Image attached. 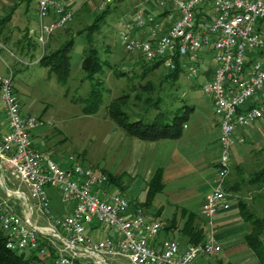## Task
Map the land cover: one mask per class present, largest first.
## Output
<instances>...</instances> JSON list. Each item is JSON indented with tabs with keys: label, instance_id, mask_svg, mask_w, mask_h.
Segmentation results:
<instances>
[{
	"label": "built area",
	"instance_id": "built-area-1",
	"mask_svg": "<svg viewBox=\"0 0 264 264\" xmlns=\"http://www.w3.org/2000/svg\"><path fill=\"white\" fill-rule=\"evenodd\" d=\"M113 0H103L105 9ZM172 3L179 18L168 32L157 36L162 24L152 11L138 5L122 22L126 52L148 63L161 61L176 70L180 57L189 77L200 74V55L208 51L215 63L213 76L202 84L218 118L219 160L216 179L201 209L209 234L200 244L185 248L173 239L155 243L164 230L160 220H147L141 206L108 189L109 177L75 162L62 167L35 146L32 134L49 122L22 112L14 86V72L0 77V99L9 131L0 135V228L7 247L47 257L54 264H194L201 256L222 251L216 217L231 209L232 193L226 180L232 172L233 149L244 144L240 131L264 120V0H155ZM38 29L31 35L44 47L52 34L66 29L75 18L68 0H36ZM211 4V14L204 15ZM204 10V11H202ZM202 12V14H201ZM201 14L198 21L197 15ZM151 27V37L140 39L135 29ZM0 44V50H5ZM9 184H13L10 186ZM60 194L68 215L51 210L49 190Z\"/></svg>",
	"mask_w": 264,
	"mask_h": 264
},
{
	"label": "rangeland",
	"instance_id": "rangeland-1",
	"mask_svg": "<svg viewBox=\"0 0 264 264\" xmlns=\"http://www.w3.org/2000/svg\"><path fill=\"white\" fill-rule=\"evenodd\" d=\"M92 1L96 11H92L94 7L83 8L79 14L75 10L73 23L66 29L52 34L43 47L36 36L31 35L32 30L38 29L36 0H32L29 5L26 0H0V18L9 14L14 5H17L13 19L0 30V44L6 48L0 50V77L7 76L12 69L14 86L22 104L23 114L27 113L49 122L34 131L38 147L62 167H70L78 162L83 167L97 172L119 174L126 160L129 139L125 131L108 116L107 106L115 98L130 92L133 86L139 87L148 81L156 87L153 94L163 98L160 109L154 110L153 114L162 113L165 121L170 122L175 113H184V106L194 107L187 122L189 129L184 132H192L190 139L198 145H208L213 133L214 136L217 134L218 118L213 112L211 98L202 91L204 76L199 74L189 77L185 69L178 82L171 85L165 81L168 70L160 68L147 78H140L142 67L138 61L139 56L126 52L124 41L121 39L122 22L130 19L135 10L132 5H128L133 0L124 3L113 0L106 7L109 9L107 16L101 20L99 28H96L97 31L91 37H88L87 33L77 35L78 31H86L101 12L99 6L103 0ZM72 36H75V45L71 52V73L67 82H64L59 79L57 73L40 65L37 60H40L45 52L57 49ZM90 44L100 51L103 59H108L114 69H106L102 75L109 90L104 95L99 111L86 115L83 112L82 100L90 89L91 81L86 80L82 63L84 52ZM205 65L207 68L211 63ZM115 70L124 72L125 76L117 75ZM134 102L136 101H131L133 107ZM1 105L2 103L0 121L3 123L7 119ZM135 109L138 110V107ZM2 123L1 130H4ZM254 128H257L256 131L261 136L233 149L232 172L226 180V185L229 187L230 183H237L241 190L238 201L247 202L250 210L264 218V181H251L252 177L264 168V120L255 123L248 130L253 131ZM215 150L218 151L216 156L219 160L218 145ZM244 160L241 168L235 170L234 163L236 166ZM122 178L123 183L125 181L128 186L124 195L129 200H145V183L142 180L137 179L134 183L129 175H123ZM113 185H109L108 189L113 193L122 194L119 188H113ZM162 205H166L167 215L173 212L171 198L167 194L158 195L154 201V206ZM262 239L264 242V231ZM221 252L211 257H221ZM49 260H43V264H48ZM256 260L257 258H251L247 264H257Z\"/></svg>",
	"mask_w": 264,
	"mask_h": 264
},
{
	"label": "crops",
	"instance_id": "crops-1",
	"mask_svg": "<svg viewBox=\"0 0 264 264\" xmlns=\"http://www.w3.org/2000/svg\"><path fill=\"white\" fill-rule=\"evenodd\" d=\"M68 1L74 10H76L77 14H79L83 8L90 9L94 7L92 0ZM124 1L127 0H118L120 3H124ZM128 5H132L133 10L136 9L134 6L141 5L145 10L154 12L158 22L162 24L157 36L167 33L169 28L179 18V11L172 3H169L166 7H161L156 4L155 0H133ZM95 9L96 6L92 11L94 12ZM211 12L212 6L209 4L207 11H204V15L211 14ZM259 29L261 32H264V21L259 24ZM133 35L140 39H149L151 37V27L147 26L144 29H135ZM37 62H39V60H37ZM208 63H211V66L208 65V67L205 68V64ZM214 69L215 63L208 54V51H203L200 55V74L204 76L205 81L213 76ZM261 98L264 99V93L261 95ZM25 115L30 114L26 113ZM0 122L2 123V120ZM1 123L0 135H4L9 131L8 122L3 121L2 124L5 126L4 130H1ZM248 128L240 131L239 136L245 138L246 141L244 144H238L237 146L242 147V145H245L248 140L252 142V140L255 141L261 136L260 133L256 131L257 128H254L253 131H249ZM185 129H189L188 124L185 125ZM216 132V136H214L213 133V137L210 138V142L206 146L198 145L197 142L190 139V135L192 134L190 131L184 132L182 138L178 140H161L157 142L143 141L138 138L127 136L129 139L128 153L122 171L116 176L123 177V175H129L130 178L134 180V183L137 179L142 180L145 183L143 191H145L147 198L148 185L155 176L157 170L162 168L163 189L155 196V199L161 194H167L169 198H171L173 212L169 215L166 214L167 212L165 213L166 205L160 207L154 206L155 199L149 206H142V204L145 203L146 198L143 201L137 202L130 200L133 206H141L144 209L147 220H160L163 223L164 230L155 242L157 246L160 247L162 242L168 239L178 241L182 248H185L189 244L183 233V227L186 221V218L184 217L185 214L182 213L183 209L197 214V224L201 225L203 223L205 225L201 217V209L205 202V198L212 190L216 179L214 176H216L215 172L218 164L216 156L218 151L215 150V146L218 145L219 138L218 121L216 124ZM35 137L36 134L33 132V142L35 146L38 147ZM242 162L245 163V160L240 162V166L238 164L235 166L234 163V168L236 167L235 170L241 168ZM4 174V171L0 170V178L3 177ZM9 185L12 186L13 184ZM229 186L232 188L233 186L238 187L233 188V190L230 191L233 195L231 198V209L226 212H221L215 220L217 238L222 246L223 250L221 253H223V255L221 257L218 256L215 259L211 256H201L194 264H247L249 259L256 258L253 251L245 242V236L251 232V226L244 220L240 212V201L237 199L241 194L240 187L237 183H230ZM127 187L125 181L121 186L113 185V188H119L123 195L126 194ZM0 193H3L1 186ZM49 194L53 214L68 215L71 212V206L66 207L62 205L58 191L50 189ZM175 216L176 222L174 224L172 220ZM207 228L208 227L205 226V229L207 230L206 237L209 234V229ZM256 261L257 264H259V260L257 259Z\"/></svg>",
	"mask_w": 264,
	"mask_h": 264
},
{
	"label": "trees",
	"instance_id": "trees-1",
	"mask_svg": "<svg viewBox=\"0 0 264 264\" xmlns=\"http://www.w3.org/2000/svg\"><path fill=\"white\" fill-rule=\"evenodd\" d=\"M31 2L32 0H26L27 5ZM16 7L17 5L15 4L9 14L0 18V30H2L13 19ZM108 11V8L101 10L95 22L91 26H88L86 31H78L77 35L87 33L86 35L91 37L99 28L101 20L105 19L107 16ZM200 18L201 14H198L197 20L199 21ZM74 45L75 36H72L57 49L45 52L38 63L49 68L51 72L57 73L61 81L67 82L71 73V52ZM84 53L85 57L82 63V69L85 73L86 80L91 81V86L87 95L82 100L84 103L83 112L86 115H93L99 111L103 103L104 95L109 90V88L105 86L102 75H104L106 69L112 70L114 68L108 59H103L100 55V51L92 44L87 47ZM138 61L142 67L140 78L143 79L152 75L160 68H164L161 61L148 63L140 56ZM175 62L177 66L176 70L171 72L168 71V74L165 76V81L171 85H175L178 82L184 71L179 56L176 57ZM115 72L119 76H125L124 72H119L118 70H115ZM155 90L156 87L150 81L139 87L133 86L130 92L124 93L109 103L107 106L108 116L118 125V127L124 130L128 136L143 141L157 142L161 140H178L182 138L185 125L190 119V114L194 111V107L188 105L184 106V113L182 115L175 113L172 120L167 122L165 121V118L162 117V113L153 114V111H158L163 103V98L160 95L153 94ZM132 100L136 101L133 105L138 107V110L132 106ZM105 174L109 177L110 185H122V176H116L106 172ZM162 178L163 170L160 168L157 170L155 176L148 185L147 198L142 206L151 205L155 196L162 191ZM251 181L263 182L264 168L256 173ZM226 188L228 191H231L233 188L238 187L233 186L232 188L226 185ZM239 204L242 217L251 226V232L245 236V242L259 260V264H264V242L262 239L264 218L260 217L255 211L250 210L247 202L241 200ZM182 213L185 214L184 217L186 218L183 233L187 243L195 245L202 243L207 235L205 225L203 223L201 225L197 224V214L188 212L184 209L182 210ZM172 221L175 224L176 216ZM7 242V235L0 228V264H43V260L49 259L50 262L48 264H54L53 255L42 257L35 253H29L28 255L27 253L19 254L8 248Z\"/></svg>",
	"mask_w": 264,
	"mask_h": 264
}]
</instances>
